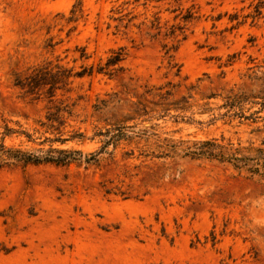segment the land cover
I'll list each match as a JSON object with an SVG mask.
<instances>
[{"label":"rangeland","instance_id":"374dc122","mask_svg":"<svg viewBox=\"0 0 264 264\" xmlns=\"http://www.w3.org/2000/svg\"><path fill=\"white\" fill-rule=\"evenodd\" d=\"M45 63L93 73L14 86ZM45 117L84 153L146 134L88 167L0 166V264H264V0H0V144L39 148ZM211 140L249 166L171 152Z\"/></svg>","mask_w":264,"mask_h":264},{"label":"trees","instance_id":"16d2710c","mask_svg":"<svg viewBox=\"0 0 264 264\" xmlns=\"http://www.w3.org/2000/svg\"><path fill=\"white\" fill-rule=\"evenodd\" d=\"M84 55H81V58ZM125 53L122 49L112 51L107 58L104 65L99 66L98 73H103L108 76H112L113 73L122 70L121 63L124 61ZM93 73V66L90 68H83L82 71L71 75V71L61 69L58 65H52L51 63L42 64L34 68L30 74L20 77L15 75L14 86L24 91L27 94L39 95L42 89H46L49 97H52L56 90L62 89L63 85H67V81L71 78L82 77L84 75H90ZM59 112V110H58ZM65 117H45V122L40 123L41 128L44 129L43 134H49L53 137L44 136L43 140L38 144L39 148L32 150H20L7 148L3 143L0 144V166L2 165H21L25 167L27 165H43L53 164L56 166H69L71 164H78L84 167L98 164L99 157L102 154H111L108 152V147L115 148L122 140H130L134 137H140L145 135L144 132H136L128 130L125 127L115 125L105 131H99L94 136L101 137V147L93 153H84L81 150L76 149H62L53 147V144H65L69 141L76 139H83L84 135L81 133H75L68 138H62V134L59 129L63 126ZM24 136L28 142H34L31 135L23 131H15L8 127H4L2 133V141L8 136ZM48 143L47 148L43 147ZM171 152L175 156L189 159H210L216 160L220 163L227 162L231 164L235 169H242L249 166L248 162L252 159L246 157H238L236 153L228 154L225 147L217 144L215 140L203 141L200 143L187 146L182 149H176L173 147ZM260 157L258 160H263L261 164L263 167L264 157L263 152L259 151ZM253 174L264 177V172L260 173L258 167L249 166L247 169Z\"/></svg>","mask_w":264,"mask_h":264}]
</instances>
